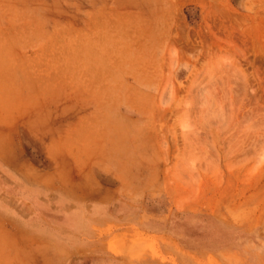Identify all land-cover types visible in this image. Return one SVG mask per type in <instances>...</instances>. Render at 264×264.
<instances>
[{"label": "rangeland", "instance_id": "1", "mask_svg": "<svg viewBox=\"0 0 264 264\" xmlns=\"http://www.w3.org/2000/svg\"><path fill=\"white\" fill-rule=\"evenodd\" d=\"M0 154L71 264H264V0H0Z\"/></svg>", "mask_w": 264, "mask_h": 264}, {"label": "crops", "instance_id": "2", "mask_svg": "<svg viewBox=\"0 0 264 264\" xmlns=\"http://www.w3.org/2000/svg\"><path fill=\"white\" fill-rule=\"evenodd\" d=\"M8 165L6 156L0 154V264H71L72 256L81 253L80 248L77 252L65 238L56 239L35 231L40 222L39 211L45 206L55 211L57 195L62 198L63 217L70 216V194L65 190L55 194L50 186L27 184ZM41 223L46 228L54 227L51 220L41 219ZM63 226L67 229V222ZM78 244L86 242L80 240Z\"/></svg>", "mask_w": 264, "mask_h": 264}]
</instances>
